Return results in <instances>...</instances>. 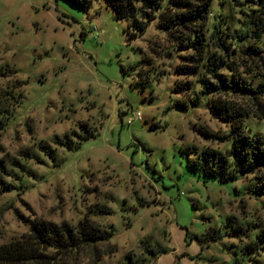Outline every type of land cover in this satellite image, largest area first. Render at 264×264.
<instances>
[{
	"label": "rangeland",
	"instance_id": "1",
	"mask_svg": "<svg viewBox=\"0 0 264 264\" xmlns=\"http://www.w3.org/2000/svg\"><path fill=\"white\" fill-rule=\"evenodd\" d=\"M238 1L211 0L207 37L217 31L232 52L264 49L249 21L260 0ZM130 24L103 2L0 0L3 107L13 109L8 86L18 80L22 93L0 135V245L35 219L89 215L113 233L98 264H256L246 230L264 228V186L245 172L206 177L198 164L206 150L227 154L232 125L196 77L176 73L185 45L168 47L155 21L131 37ZM241 80L264 90V77ZM134 111L142 120L129 125ZM243 128L264 139V119Z\"/></svg>",
	"mask_w": 264,
	"mask_h": 264
},
{
	"label": "trees",
	"instance_id": "2",
	"mask_svg": "<svg viewBox=\"0 0 264 264\" xmlns=\"http://www.w3.org/2000/svg\"><path fill=\"white\" fill-rule=\"evenodd\" d=\"M65 1L86 10L95 2H103L113 9L118 20L131 22L128 29L131 37L142 36L149 23L155 21L156 28L165 32L168 47L185 45L188 51L179 56L176 73L186 79L196 77L204 91L212 94L211 110L221 121L233 127V141L226 155L204 151L203 162H198L203 174L226 180L235 179L240 172L251 173L264 186V139L250 136L243 128L246 117L264 119V90L241 80L242 74L264 77V49L251 46L247 52H232L220 40L217 31L208 38L206 29L211 0ZM236 3L240 2L236 0ZM249 21L256 29L253 38L258 40L264 32V0H260V8L252 12ZM219 50L223 53H217ZM19 82L8 86V100L13 109L3 107L0 101V135L8 130L14 107L22 101L21 92L17 93L18 97L13 95L15 89H21ZM190 88L191 83L186 80L178 83L175 91L185 92ZM198 164L194 163L196 167ZM1 168L4 169V165ZM0 182L5 187L1 177ZM256 229L253 231L249 227L246 230L248 235L250 232V238L245 249L259 264L260 256L264 255V228ZM112 236L111 229L92 220L89 215L77 224L35 219L28 232L0 245V264H77L84 254L86 257L93 255L94 264H98L102 257L99 246L109 243Z\"/></svg>",
	"mask_w": 264,
	"mask_h": 264
},
{
	"label": "built area",
	"instance_id": "3",
	"mask_svg": "<svg viewBox=\"0 0 264 264\" xmlns=\"http://www.w3.org/2000/svg\"><path fill=\"white\" fill-rule=\"evenodd\" d=\"M135 120L141 121L142 120V113L140 111L133 112V119L128 121V124L131 125Z\"/></svg>",
	"mask_w": 264,
	"mask_h": 264
}]
</instances>
